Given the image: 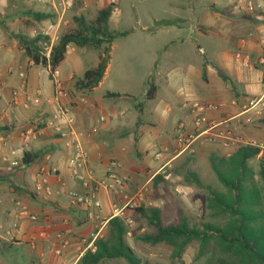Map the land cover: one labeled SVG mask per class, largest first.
Here are the masks:
<instances>
[{
  "label": "crops",
  "instance_id": "0c3cea01",
  "mask_svg": "<svg viewBox=\"0 0 264 264\" xmlns=\"http://www.w3.org/2000/svg\"><path fill=\"white\" fill-rule=\"evenodd\" d=\"M90 1H88L89 4ZM212 1L208 4L204 24L206 26L196 25L200 27L197 29L198 35L208 36L210 34L208 28H210L213 29V33L222 35L224 41H236L238 53L249 58L248 66H244L242 57L236 58V54L231 61L228 51L222 50L219 56L222 58L221 66L225 72L223 74L217 72L218 77H215L216 71L206 68L204 73L206 86L190 90L188 96L193 99H203L202 101L224 103V108L214 113L213 117L230 119L236 132L241 131L239 135H243L244 138L246 137L242 133L244 130L240 129L242 119L249 116L257 117L253 121L254 128L248 135L261 145L263 150L260 149L259 155L262 156L264 155V119L258 116L264 109V101L250 108V111L244 115H241V112L243 107L249 106L252 101L259 98L262 92L256 57L259 44L264 38V0ZM94 2L93 7H96L98 11L112 1L95 0ZM54 5H56L55 0H0V180L9 181L8 195L0 198V217L6 230L11 232L10 236H7L5 232L3 235L0 234V246L8 247L23 243L29 252L37 257L36 261L30 260L29 264L31 261L35 264H75L83 255L81 252L83 246L79 243V238L86 237L96 223L88 221L84 211L73 206L64 191L48 198H42L33 193L36 173L40 168L56 170L55 174L65 184L66 189L80 190L78 183L71 178L67 167L72 151V138L68 135L55 134L49 128H43L44 122L59 108V105L52 100L53 88L47 68L33 65L23 54V50L18 47L17 42L7 35V31H13L9 28L11 24L27 18L24 14L49 12L55 19L53 25L55 30L52 36L55 38L56 32L66 26L67 22L63 21L64 16L61 18L60 12L56 11ZM197 6L198 4L195 6L191 4L190 12L194 13ZM74 50V45H68L64 60H71ZM251 58L253 63L250 62ZM62 62L57 69L66 88L70 83L72 72L60 68ZM234 63H239L240 67L233 66ZM7 68H11L12 72L15 71L17 77L19 71L25 70L23 88H21L20 78L15 82L11 77L12 73L6 74ZM107 72L108 64L96 87L72 94L73 129L88 154L86 169L92 171L95 176L102 177L108 169L109 162L116 161L120 165L119 172L128 178L129 188L145 177H148L147 181L152 179L179 158L176 157L168 163L170 155L165 154L162 159L155 160L152 157V151L171 145L173 129L183 116V112L179 106L170 127L164 131L158 130L154 125H143L139 119L133 125H128L130 108L123 101L124 96L128 94L116 91H106L105 95L100 97L91 94L104 81ZM211 75L215 80H211ZM211 81H214V84H210ZM13 90L26 91L33 97L40 96L42 103L35 106L21 98H17L14 102L11 94ZM107 92L119 93L120 96H107ZM44 100L49 102L45 103ZM165 110L168 112L169 108ZM100 117H103L102 121L99 120ZM59 124L65 131L67 126L64 123ZM32 126L42 128V134L23 141L19 137L20 132ZM128 137H132L133 154L124 142ZM11 151L13 154L10 153ZM24 152L36 153L37 158L31 164L23 165L21 157ZM134 156L139 161L133 160ZM142 157L145 159L140 160ZM50 181L53 189L59 188V183H56L54 176L50 177ZM98 197L101 201L99 215L101 218H107L110 205L117 201L104 191H100ZM24 213L36 214L40 222L36 224L29 221ZM1 226L0 229H2ZM61 229L69 232L72 246L60 256H56L51 250L52 240L54 233ZM40 231H44L48 238L45 240L38 238ZM33 237L36 239H32Z\"/></svg>",
  "mask_w": 264,
  "mask_h": 264
},
{
  "label": "rangeland",
  "instance_id": "374dc122",
  "mask_svg": "<svg viewBox=\"0 0 264 264\" xmlns=\"http://www.w3.org/2000/svg\"><path fill=\"white\" fill-rule=\"evenodd\" d=\"M94 1L91 0L90 4L88 2V7L84 10L77 2L72 11L66 12L63 21H66L67 25L56 32L55 38L52 37L55 30L53 16L37 21L24 14L27 18L16 21L9 28L15 33H23L31 38L37 35L47 36L48 43H38L42 53L47 54L60 34L75 27L72 21L74 15H83L86 22H91L95 18L97 8L93 7ZM212 2V0H116L115 8L108 19V29L112 32L127 33L112 41L107 75L91 94L100 97L105 95L106 91L126 93L128 95L124 96L123 101L130 108L128 125H133L139 119L143 125H154L160 131L167 130L183 102L203 100L193 99L188 96V92L206 86L204 82L206 68L216 71L215 77H218V73L225 72L221 66L220 52L228 51L231 61L238 53L236 41H224L222 35L213 33V29L208 28L210 33L208 36L198 35L197 29L200 27L196 25L205 24L208 4ZM191 4L194 6L198 4L194 13L190 12ZM9 38L12 39L10 36ZM74 47L72 59L64 60L60 65V68L72 72L69 88L66 87L71 94L81 91L75 88L76 81L80 79L84 71L96 66L102 51L100 48ZM250 62L253 63L252 58ZM238 64L234 63L233 66L240 67ZM11 77L15 82L19 80L15 71L12 72ZM212 79L215 80L213 75H211ZM148 83L156 86V97L151 100L146 98ZM210 84H214V81ZM166 108H169L168 112ZM263 112L264 109L258 117H261ZM254 117H251L250 123H244L242 119L240 129L244 130L242 133L246 135L245 138H249L248 134L254 128L253 121L257 119ZM124 142L133 154L132 137L125 138ZM241 145L245 144L230 145L225 149L215 144L198 145L193 154L180 156L164 171L158 172L157 174L161 177L155 185L152 182L155 176L148 181V177H145L135 185H131L129 193L130 195L138 192L142 194L143 201L140 203L142 207L159 208L164 225L177 223L179 211L188 216L191 222L200 224L208 220L206 209L208 194L194 183L186 184L188 174H195L202 185H210L221 190L222 187L212 171L211 160L215 161L222 156L228 157ZM154 152L155 150L152 151L153 154ZM144 159V157L140 158V160ZM133 160L138 159L134 156ZM261 162L264 164V155L259 154L249 161L255 179H258ZM8 185V180H0V198L8 195ZM134 209L126 213L124 222L128 230L125 239L141 264H204L206 257H196L195 245H189L181 259L176 260L170 258V250L167 246L163 244L151 246L136 239L137 235L151 231V228L147 227ZM1 218L0 234L3 235L6 227ZM104 230L105 226L102 234ZM30 260L36 261L37 257L29 252L23 243L8 247L0 246V264H29ZM32 261L30 264H35ZM99 264L126 263L123 260L114 259L105 260Z\"/></svg>",
  "mask_w": 264,
  "mask_h": 264
},
{
  "label": "trees",
  "instance_id": "16d2710c",
  "mask_svg": "<svg viewBox=\"0 0 264 264\" xmlns=\"http://www.w3.org/2000/svg\"><path fill=\"white\" fill-rule=\"evenodd\" d=\"M114 8V3L110 2L98 9L91 22H86L83 15H74L72 21L75 27L60 34L57 42L50 46L48 57L38 45L39 42L48 43L47 36L37 35L31 38L23 33L6 31L16 40L33 65L49 67V78L51 71L64 60L68 45L102 49L96 66L86 70L75 83L76 89L88 91L96 87L103 77L110 59L112 41L127 33L108 29V19ZM27 15L37 21L52 18L49 13L28 12ZM155 94L156 86L148 83L146 98L151 100ZM106 95L120 96L119 93L109 92ZM262 118L264 119V112ZM259 153L258 147L241 145L228 157L222 156L215 161L212 159L211 168L222 187L221 190L202 185L195 174H188L186 184L194 183L207 191L208 220L197 224L179 211L177 223L164 225L159 208H145L140 205L134 211L151 231L135 238L151 246H167L171 259L180 260L185 249L189 245H195L196 257H206L204 264H264V164H259L258 179L254 178L249 164ZM36 158V153L24 152L21 164L29 165ZM160 177L155 175L152 180L154 185ZM127 230L124 220L110 218L102 236L94 241V251H85L75 264H99L114 259L123 260L126 264H141L126 242Z\"/></svg>",
  "mask_w": 264,
  "mask_h": 264
},
{
  "label": "built area",
  "instance_id": "2783aa9c",
  "mask_svg": "<svg viewBox=\"0 0 264 264\" xmlns=\"http://www.w3.org/2000/svg\"><path fill=\"white\" fill-rule=\"evenodd\" d=\"M41 1V0H36ZM88 1L90 0H55L57 12H60L61 18L66 12L72 10L76 2H80L81 9L88 7ZM115 2L116 0H111ZM49 52L45 54L48 57ZM244 66H248L249 58L240 53L236 54V58H241ZM257 68L260 71V85L261 95L256 100L252 101L249 106L243 107L241 115H244L250 111V108L260 104L264 101V38L259 44V51L256 57ZM49 69V67H47ZM6 74H11L12 69L7 68ZM21 80V88L25 84V70L17 73ZM51 82L53 88L52 100H54L59 108L44 122L43 128H49L55 134L61 136H70L72 151L68 159L67 167L70 172L71 178L78 183L80 190H69L61 182L60 178L55 174L56 170L40 168L36 173V181L33 185V193L42 198H48L52 195H58L61 191L69 197L70 203L82 209L84 211L85 218L88 221H95L93 230L86 236L80 237L79 243L83 246L82 254L89 250L94 251V241L102 236V231L106 222L113 217L125 220L126 213L130 209H134L140 205L143 201V196L140 192L130 195L128 188V178L126 175L119 172L120 165L116 161H110L108 169L102 177H97L92 171L86 169L88 162V154L82 147L80 141L75 135L73 129V118L71 116V110L73 105L72 94L67 91L64 86V81L61 78L59 70L54 68L51 71ZM13 101L17 98L23 99L25 102H31L35 106H39L42 101L40 96L33 97L26 91L18 92L13 90L11 92ZM67 101V102H66ZM48 103V100H44ZM225 104L221 102H209L199 100H189L181 104V110L183 116L178 120L172 136V143L169 147H161L156 149L153 154L155 160H160L165 154L170 155L168 163L174 158L182 155H191L195 152V147L201 144H215L222 148H228L230 145L245 144L252 147H258L263 150L252 138H244L240 136L235 127L230 123V119L221 118L216 119L213 117L214 113L221 111ZM100 121L103 117L99 118ZM251 117H245L244 123H250ZM64 123L67 127L66 130L60 127ZM42 128L36 126L28 127L22 130L19 137L25 141L29 138H35L37 135L42 134ZM93 131H95L93 129ZM13 154V152H10ZM54 176L56 183H59L58 189H53L50 177ZM100 191H104L106 194L112 195L117 202L112 203L109 208V215L107 218H101L99 213L101 212V201L98 197ZM24 216L29 221L38 224L40 219L36 214H26ZM7 236L11 235L10 230H6ZM38 238L45 240L48 235L44 231H40ZM32 239H36L33 237ZM72 246V239L69 237V232L66 229H61L54 233L52 240V253L56 256H60L66 252ZM80 249V250H81Z\"/></svg>",
  "mask_w": 264,
  "mask_h": 264
}]
</instances>
